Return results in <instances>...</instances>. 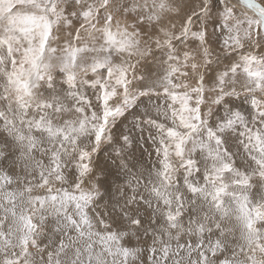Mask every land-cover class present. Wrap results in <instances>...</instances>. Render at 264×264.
<instances>
[{"label": "snow or ice", "instance_id": "obj_1", "mask_svg": "<svg viewBox=\"0 0 264 264\" xmlns=\"http://www.w3.org/2000/svg\"><path fill=\"white\" fill-rule=\"evenodd\" d=\"M0 264H264V0H0Z\"/></svg>", "mask_w": 264, "mask_h": 264}]
</instances>
